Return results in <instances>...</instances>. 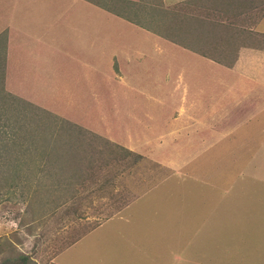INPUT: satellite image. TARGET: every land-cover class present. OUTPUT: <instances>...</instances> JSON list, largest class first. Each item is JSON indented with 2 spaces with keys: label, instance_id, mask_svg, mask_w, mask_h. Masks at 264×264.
I'll return each instance as SVG.
<instances>
[{
  "label": "crops",
  "instance_id": "crops-1",
  "mask_svg": "<svg viewBox=\"0 0 264 264\" xmlns=\"http://www.w3.org/2000/svg\"><path fill=\"white\" fill-rule=\"evenodd\" d=\"M103 1L0 0V89L88 131L86 115L99 106V95L109 90L119 99L126 96L123 73L154 76L152 86L147 78L141 86L161 92L144 96L164 109L159 121L164 130L153 132L156 122L149 115L138 125L146 140L153 133L159 137L155 156L168 158L160 161L165 175L159 183L174 177L196 183L148 185L144 193L141 184H132L137 181L123 184L124 190L114 184L112 203L102 207L109 214L105 220L127 218L123 213L138 197L153 207L150 196L166 187L175 198L169 202L186 206L167 225H158L165 246L170 237L174 245L155 251L154 264H264V216L257 210L264 193V49L241 45L225 64L186 49L185 40L174 37L180 36V24L168 20L167 10L186 0ZM100 137L120 150L113 137ZM121 147L142 159L136 147ZM258 180L261 184H250ZM122 195L128 198L120 204ZM201 201L207 205L203 216H192Z\"/></svg>",
  "mask_w": 264,
  "mask_h": 264
},
{
  "label": "rangeland",
  "instance_id": "rangeland-1",
  "mask_svg": "<svg viewBox=\"0 0 264 264\" xmlns=\"http://www.w3.org/2000/svg\"><path fill=\"white\" fill-rule=\"evenodd\" d=\"M178 9L188 14L185 24L176 16ZM167 13H172L168 20L182 25L177 30L180 29L179 38L185 40L186 49L206 52L225 60V64L241 45L264 49V0H186ZM185 35H193L194 40L185 39ZM123 74L126 96L119 99L115 91L109 90L104 96L99 95V106H93L86 115L89 132L0 89V264H154L155 251L174 245L169 235L165 246V234L158 225H167V220L186 204L169 202L175 198L164 186L150 196L153 207L145 203V196L132 201L123 213L128 214L127 218L106 221L109 214L102 212L104 204L114 199V184L124 190L123 184L137 181L132 184H141L139 193H144L148 185L196 183L195 179L175 177L159 183L165 175L161 163H167L168 158L155 156L159 137L154 139L153 133L146 140V130L138 125L149 115L156 122L153 132L164 130L159 125L164 109L150 105L144 96L151 92H146L150 87L141 86L142 80L147 79H151L147 83L152 86L154 76L147 78L144 74L140 79L131 73ZM112 75L111 79L119 80ZM160 93L158 89L151 95L157 98ZM60 98L59 93L56 100ZM172 111L176 115V110ZM100 135L120 142V150H113L112 144H105ZM121 144L136 147L143 154L142 159L134 160L136 155L122 151ZM162 150L165 152L164 146ZM86 151L88 155H82ZM149 155L157 161L148 159ZM175 187L180 193V188ZM261 195L263 200L257 210L264 216V193ZM127 198L122 195L120 204ZM195 204L192 216L198 218L207 205L202 201ZM249 236L242 238L248 240ZM75 240L78 242L72 245Z\"/></svg>",
  "mask_w": 264,
  "mask_h": 264
},
{
  "label": "trees",
  "instance_id": "trees-1",
  "mask_svg": "<svg viewBox=\"0 0 264 264\" xmlns=\"http://www.w3.org/2000/svg\"><path fill=\"white\" fill-rule=\"evenodd\" d=\"M182 11V9L181 10H179L178 9V13H176V16H178L180 19H181V21L184 23V21L183 20H186V16H188V14L185 12V13H183V11ZM168 14V16H169V14H172V13H167ZM192 19H195V18H193V17H191ZM175 22V24H177L178 22H177V20L176 21H174ZM180 24V23H179ZM185 24V23H184ZM180 26H182L181 24H180ZM170 36H171V34H170ZM174 36V35H173ZM174 37H176V38H178V39H180L178 36H174ZM181 40V39H180Z\"/></svg>",
  "mask_w": 264,
  "mask_h": 264
}]
</instances>
